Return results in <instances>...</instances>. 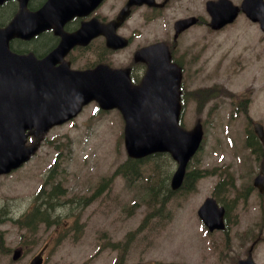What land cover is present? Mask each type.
I'll use <instances>...</instances> for the list:
<instances>
[{
  "label": "rangeland",
  "instance_id": "obj_1",
  "mask_svg": "<svg viewBox=\"0 0 264 264\" xmlns=\"http://www.w3.org/2000/svg\"><path fill=\"white\" fill-rule=\"evenodd\" d=\"M127 56V51L117 54L122 63ZM175 56L187 59L186 91L220 90L201 113L187 96L183 114L184 127L193 128L199 119L205 126L204 148L189 169H216L214 175L218 176L206 175L193 191L174 196L162 213L149 214L148 223L141 228L148 213L144 203L149 197L147 181L160 159L141 161L139 174L131 180L116 173L108 179L127 159L123 118L115 110L92 115L96 106L90 104L79 118L53 130L27 166L0 177V236L5 247L0 246V264H29L45 245V264H115L121 257L125 264H235L243 256L240 232L251 228L256 240L264 223V212L250 209L257 200L229 196V224H237L229 235L209 233L197 211L213 194L221 173L239 177L245 172L243 166L252 168L250 155L242 147L246 126L253 131L250 122L264 125V34L242 14L221 31L204 26L181 36ZM59 152L62 160L54 164ZM165 164L162 159L163 167ZM174 169L173 163L163 176L170 177ZM49 179L51 188L57 184L62 188L59 205L53 204L52 212L45 210L49 220L54 210L61 216L55 218L56 224L39 223L35 232L15 224L13 220L23 213L42 208L37 194ZM118 243L119 249L111 247ZM18 247L24 256L15 261L13 250ZM257 249L264 254V243Z\"/></svg>",
  "mask_w": 264,
  "mask_h": 264
},
{
  "label": "water",
  "instance_id": "obj_2",
  "mask_svg": "<svg viewBox=\"0 0 264 264\" xmlns=\"http://www.w3.org/2000/svg\"><path fill=\"white\" fill-rule=\"evenodd\" d=\"M4 1L0 0V3ZM221 1V15L213 14L211 26L214 29H219L227 23L233 22L240 11V8L230 0H219L218 2ZM54 3L65 12L67 8H76L78 0H54ZM49 8L50 4H47L40 13L45 14ZM242 9L252 20L259 21L264 30V3L261 4L257 0H244ZM216 11L219 12V9ZM24 31L21 15L3 30L0 29V52L7 54L9 40L15 35H25ZM144 60L150 62L151 70L154 72L144 82V86L135 88L132 92L127 91L123 86L111 87L115 78L110 71H98L97 79L103 80L105 86L102 87L98 85L99 81H94L91 88L90 83H85L83 75L71 72L63 66L60 70L52 69V77L47 78L49 88L47 92L52 96L49 101L38 99L40 90L45 87V78H38L33 83L12 82L17 86L14 87L13 91L18 87L21 88L27 96L23 101L28 107L39 104L38 102H45L43 103L47 106V109L43 111L45 117L51 115L50 108L66 114L67 117L73 116L82 108L83 104L92 98H97L105 108L119 107L128 120V129L126 130L128 154L131 157L139 158L154 152H170L179 164L172 178V187L176 189L183 183L187 163L201 143L203 129L201 123H198L190 131L178 125L181 108V72L178 68L177 71L173 69L176 66L169 65L170 54L168 49L159 46L151 47L144 51ZM23 65L34 67V62L20 57L6 58L3 77L11 81L16 77L23 76L17 71ZM36 68L49 73L48 58L37 62ZM32 84H35L37 90L30 89ZM154 107L156 110L152 111ZM133 109H136L140 116L147 115L148 117L144 120L134 115ZM8 110V100L4 99L0 91V167H8L11 164V167H17L27 160L34 150V147L24 148V137L20 136L21 132L25 127L38 123L42 109L22 114L26 111L21 112L22 107L19 105L17 111L12 108ZM129 113L133 115L130 123ZM256 128L262 132L260 125H256ZM224 213L225 209L218 206L213 198H207L199 209L200 217L211 231L224 228ZM20 255L21 252L16 250L14 259H18ZM41 262V254H38L31 264H41ZM240 264L253 263L251 259H248Z\"/></svg>",
  "mask_w": 264,
  "mask_h": 264
},
{
  "label": "flooded vegetation",
  "instance_id": "obj_3",
  "mask_svg": "<svg viewBox=\"0 0 264 264\" xmlns=\"http://www.w3.org/2000/svg\"><path fill=\"white\" fill-rule=\"evenodd\" d=\"M43 1L32 0L30 3V8L32 10L38 9L43 4ZM162 1H165V3H166L170 0H162ZM107 2L108 1H105L103 4H101L96 9V11L92 14V16L90 18H96L100 22H103V23H108L109 21L115 19L118 15V9L116 7V3L111 2V4L109 6L103 8ZM154 10H157V9H154ZM192 14H196V12H193L190 10V11H188V14L185 16H189ZM85 20H87V18H78L77 21H72V22L68 23L66 25L65 29L67 31H72L75 28L79 27L80 24ZM141 20H142V28L144 30V28L147 26V22H148L147 19L144 18V14L142 15ZM127 24H128V22L126 21L119 28L118 32L120 34L128 37L130 46L134 45L135 50H137L138 48L144 47V46L149 44L146 34H144V33L139 34V32L134 27H132L131 25H130V27H127ZM50 33L52 34V38L50 37L52 40H49V34ZM139 35L142 37V40L140 41V44H136L137 37ZM17 41L20 42L22 45H24L29 50H33V51L43 50L44 52H46V51H51L53 48H55L58 45L60 38L57 35H55L53 33V31H46L44 33L35 35L29 39H18ZM105 43H106V40L104 37H98L91 42V44L88 46V49H91L92 51L95 52ZM142 64L143 65L141 67L140 73L142 74V76H144V63H142ZM130 68L132 69V74L135 75L137 67L132 65V66H130ZM145 69H146V66H145ZM253 148L255 150H259L260 154L262 156L261 160L264 159V146H258L256 144V146H254ZM260 197L263 200L264 194H261Z\"/></svg>",
  "mask_w": 264,
  "mask_h": 264
},
{
  "label": "trees",
  "instance_id": "obj_4",
  "mask_svg": "<svg viewBox=\"0 0 264 264\" xmlns=\"http://www.w3.org/2000/svg\"><path fill=\"white\" fill-rule=\"evenodd\" d=\"M212 96H213V89H203V90H199L197 93V97L200 99L201 103L205 102L207 99H209ZM156 156L159 157L160 161H162V159H165L161 155H156ZM141 161L142 160L128 159L123 165H121V167L117 171V174H121L126 178L127 177L132 178L138 175L139 174V164L141 163ZM166 167H167V164H165L164 167L162 164L157 165L156 169L154 170V175L152 176V178H155V181H154L155 185L157 183H160L158 186L154 185L151 188L152 194L155 196V199H157L158 202L162 203V205L163 203H166L168 197L174 193L173 190L168 186V176H163ZM198 177H199L198 171H192L188 173L186 175V178L184 181L185 183L183 187H186L188 190H190L191 186L197 180ZM52 194H54V192ZM52 194L50 193L48 197L50 198ZM38 214L40 215L39 216L40 221L46 220V217H45L46 214L42 211H36L35 213H33L34 218ZM150 216L151 215L149 214L146 216L145 222L141 226V228L144 227L148 223L147 219H149ZM27 222L29 221L27 220Z\"/></svg>",
  "mask_w": 264,
  "mask_h": 264
}]
</instances>
